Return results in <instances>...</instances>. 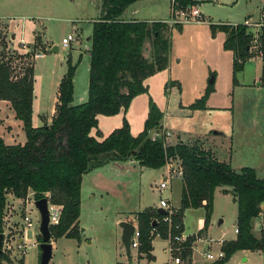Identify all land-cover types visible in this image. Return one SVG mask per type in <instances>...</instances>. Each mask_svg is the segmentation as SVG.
<instances>
[{"label": "rangeland", "instance_id": "obj_1", "mask_svg": "<svg viewBox=\"0 0 264 264\" xmlns=\"http://www.w3.org/2000/svg\"><path fill=\"white\" fill-rule=\"evenodd\" d=\"M197 2L186 13L198 8L202 13V22L210 20L213 24L218 23L216 25H232L243 23L245 19L259 24L262 21L264 0ZM100 5L99 0H0V39L7 44L3 51L28 55L33 59L37 52L42 54L34 60V123L38 124L51 116L56 100V86L65 74L69 58L72 65H75L73 103L87 101L88 37L93 23L100 16ZM139 7V18L171 19V0H141ZM259 29L249 27V31L257 36ZM11 31L16 40L10 39ZM203 31V26L201 28L197 23L183 25L182 31L177 28L170 30L169 64L172 73L164 75L165 81H161L162 76L149 80L150 84L146 82L149 85L148 93H145L147 104L150 97L157 107L164 108L165 129L170 132L169 136H165L166 142L196 144L210 151L217 160L228 163L235 172L241 167H249L259 178L264 179V86L258 85L261 61L259 58L246 61L243 70L235 73L236 83L233 85L232 54L223 50L222 35L210 37ZM68 35H73L76 40L64 48L61 45L62 39ZM35 38L42 44V48L36 47ZM55 47L57 49L53 52L52 48ZM148 49L147 43L143 50L147 57ZM211 79L213 83L209 84ZM205 86L212 89L211 96L205 102L206 109L190 110L189 105L203 95ZM0 110V136L8 144L24 142L25 133L13 113L2 106ZM4 121L8 126L2 125ZM18 123L19 127L16 126ZM11 130L13 138L7 134ZM163 133V129L153 128L149 136H162ZM110 164L84 175L80 239L77 241L60 237L53 241L48 264H146V261L137 260L136 249L131 251L133 260L126 257L117 217L122 212L137 211L143 206L159 203L157 187L165 176L164 170L141 168L136 162L130 161ZM169 165L178 169L176 161H171ZM171 181L173 187L177 188V177L172 176ZM219 189L213 192V213L207 226L210 248L206 252L212 254L218 250L217 241L222 233L228 237L234 236L236 218L230 199L220 194ZM166 192L162 195L165 196ZM5 199L4 221L7 230L4 234L7 248L2 252L9 262L2 264H20L21 252L17 244L23 236L22 218L24 214H29L38 219V212L31 206V201H35L31 192H28L24 201L14 198L11 193H7ZM184 213L185 225L190 232L203 230L202 209H188ZM27 234L28 238L40 243L39 226H35L34 230L28 229ZM194 236L204 234L197 233ZM164 246V241L155 238L153 249L156 259L150 264H165L169 259L168 253L164 255L161 249ZM194 248V259L201 261L199 253L203 249L202 244L197 243ZM27 252L22 264H39V248L33 247ZM230 259L228 264H264V251L245 252L242 258L237 255Z\"/></svg>", "mask_w": 264, "mask_h": 264}, {"label": "trees", "instance_id": "obj_2", "mask_svg": "<svg viewBox=\"0 0 264 264\" xmlns=\"http://www.w3.org/2000/svg\"><path fill=\"white\" fill-rule=\"evenodd\" d=\"M139 0H99L100 17L93 23L90 34L88 63V99L72 105L75 65L71 58L66 61V71L56 88L55 113L49 125L33 128L31 125L34 97V60L28 55L4 52L7 47L0 39V102H7L25 133L21 144L8 145L0 137V234L4 235L6 223L4 212L6 194L24 201L28 192L35 200L47 195L51 204L61 207L60 220L49 227L52 240L66 237L80 239V189L82 176L111 162L136 161L140 167L160 169L171 161L178 162L182 190L180 207L173 210L171 222L167 216L148 208L134 213L138 232V258L153 260L152 241L155 237L167 240L178 236L183 229L185 209L203 208L204 228L212 215L214 190L224 187V194H231L236 204L237 218L234 241L223 242L224 258L212 264H225L241 250L264 251V232L253 233V221L262 217L264 226V179L255 171L243 167L239 171L214 158L210 151L196 144L183 142L171 144L164 139L152 140L153 128H161L163 114L149 97L148 114L141 133L133 136L126 120L102 140L97 129L99 115L110 117L126 112L131 100L148 93L145 81L168 68L170 57L169 32L181 29V24L168 27L164 21H124L121 15L127 7ZM196 6L194 0H174V11L188 12ZM172 12V8H171ZM259 34L253 35L243 23L236 25H210L212 37L217 31L226 35L222 48L232 53L233 85L235 73L243 70L246 61L260 58V86H264V17ZM35 38L36 47L42 44ZM255 42V44L253 43ZM149 44L147 57L143 54ZM166 89V85L164 87ZM212 92L207 86L204 94L189 109H206L205 102ZM130 223L132 222L129 221ZM194 237L187 236L182 248V257L192 253ZM41 242V239H40ZM24 257L20 259L23 263ZM9 262L0 251V264Z\"/></svg>", "mask_w": 264, "mask_h": 264}, {"label": "crops", "instance_id": "obj_3", "mask_svg": "<svg viewBox=\"0 0 264 264\" xmlns=\"http://www.w3.org/2000/svg\"><path fill=\"white\" fill-rule=\"evenodd\" d=\"M94 2H96V1H98V0H93ZM195 2H196V4L198 3L197 2V0H194ZM141 3V0L140 1H137L136 3H134V4H132V5H130L129 7H127L126 9H125V11L123 12V14L121 15V19L122 20H124V21H141V22H143V21H148V22H157V21H164V20H154V19H147V18H139L138 17V14H139V4ZM197 10H198V8H197ZM199 11V10H198ZM200 12V14H201V16H202V13H201V11H199ZM100 17V16H99ZM98 17V18H99ZM263 17H264V7H263V9H262V16H261V19L263 20ZM97 18V19H98ZM170 18H172L171 17V12H170ZM97 19H96V21H97ZM13 20V19H12ZM171 20V19H170ZM169 20V21H170ZM244 21H248L247 19H245ZM164 22H167V21H164ZM249 23L251 22V21H248ZM198 24V26H201V28H202V26H203V29H204V33H207L208 35H210V37H211V34H210V30H209V26L210 25H216V24H218V23H212L210 20L209 21H207V22H200V23H198V22H196V23H194V22H190V23H184V24H182L181 26H183V25H185V24ZM251 23H257V22H251ZM261 23H262V21H261ZM221 24V23H220ZM238 24H241V23H238ZM227 25H229V24H227ZM232 25H236V24H232ZM231 25V26H232ZM12 31H13V29H12ZM10 32V39H11V36H13V39H15V35L13 34V32ZM180 31H182V27H181V29H180ZM222 35V38H223V42H224V40H225V37H226V35L225 34H223L222 32H220V31H217L216 33H215V35ZM36 37V36H35ZM16 40V39H15ZM88 40H89V42H90V37H88ZM223 42H222V45H223ZM22 43V42H21ZM24 46V45H23ZM52 49H54V48H52ZM57 49V48H56ZM228 52H230V51H228ZM87 53V52H86ZM232 54V53H231ZM260 59V58H259ZM231 65H232V55H231ZM262 69V68H261ZM172 73V66H171V64H169L168 65V68L167 69H165V70H162V72H160V73H157V74H155V75H153V76H151V77H149L146 81H145V83L147 82L148 83V81L149 80H153V79H155V78H157V77H162V80L161 81H165V79H166V76L164 77V75L166 74V73ZM169 73V74H170ZM211 73V72H210ZM64 75V74H63ZM62 78V77H61ZM260 78V77H259ZM61 80V79H60ZM59 80V81H60ZM258 81H259V79H258ZM59 83V82H58ZM148 84H150V82L148 83ZM148 84H146L147 85V87H149V85ZM258 85H259V83H258ZM58 86V85H57ZM57 86H56V88H57ZM171 86V85H170ZM172 87V86H171ZM170 87V89H172ZM205 88V90L207 89V86H205L204 87ZM205 90H204V92H205ZM56 91V90H55ZM204 94V93H203ZM56 96H57V91H56ZM202 96V95H201ZM210 96H211V94H210ZM209 96V97H210ZM146 99H147V94H142V95H139V96H136V97H134L132 100H131V102H130V104H129V108H128V110L124 113V112H120L119 114H116V115H112V116H110V117H105V116H102V115H99L98 117H97V126H98V128L97 129H93L92 131H91V133H90V135L93 137H96V132L97 131H99V133H100V139H98V140H102L103 138H105V137H107L109 134H111V132L114 130V129H117V128H119V127H121L122 125V121L125 119L126 120V122H127V124L130 126V133L133 135V136H136V135H138L139 133H141L142 131H143V129H144V122H145V120H146V117H147V114H148V104H147V101H146ZM149 99V98H148ZM81 102H78V103H76V102H72V105H76V104H80ZM55 104H56V100H55V103H54V105H53V111H52V113H51V116L49 117V119H47L46 120V118H44V120L42 121V122H38V124L37 123H34V107H35V105L33 104V102H32V110H33V113H32V118H31V125H32V127L33 128H39L40 126H42V125H44V124H46V125H49L50 124V122H51V119H52V117H53V115H54V113H55V109H54V106H55ZM0 106H2L5 110H8L10 113H13V111L10 109V106H9V104L7 103V102H0ZM161 110V112L164 110V108H162V107H160V106H158ZM182 107V106H181ZM186 106H183V108H185ZM207 107V106H206ZM205 110V109H204ZM204 110H199V111H204ZM162 114H163V112H162ZM13 115H14V113H13ZM39 116H42V115H39ZM104 118V119H103ZM0 121H1V110H0ZM102 122V123H101ZM20 123V122H19ZM19 123L18 124H16V126L17 127H19ZM4 124H6L5 123V121L3 122V124L2 125H4ZM100 124H103L102 126H104V129L105 130H103V127L102 126H100ZM161 128L160 129H163V131L164 132H168L169 133V135H170V132L168 131V130H166L165 129V124H164V118H162V120H161ZM7 126H8V124H6ZM10 133H12V130L10 131V132H8L7 131V134L8 135H11ZM12 136V135H11ZM1 137V136H0ZM2 138V137H1ZM12 138H13V136H12ZM2 140H3V142L4 143H7L5 140H4V138H2ZM23 143V142H22ZM22 143H17V144H21L22 145ZM171 143V142H170ZM8 144V143H7ZM13 144H16V143H13ZM13 144H8V145H13ZM171 144H176V143H171ZM131 163H133V162H136V161H133V160H129ZM112 163H117V162H111V164ZM127 163V162H126ZM137 163V162H136ZM110 164V165H111ZM138 164V163H137ZM108 165V164H107ZM107 165H105V166H107ZM141 168H143V167H141ZM241 168H243V167H241ZM240 168V169H241ZM249 168V167H248ZM97 169V168H96ZM96 169H94V170H96ZM98 169H100V168H98ZM172 169H174L173 167H171L169 164H167V165H165V167H162V168H160V169H155V170H164V173H165V175L168 173V172H170V171H172ZM239 169V170H240ZM252 169V168H251ZM94 170L93 171H91V172H94ZM86 175V174H85ZM83 177H84V175L82 176V183H81V189H80V211L82 210V202H83V197H82V195H83V182H84V179H83ZM163 177H164V175H163ZM177 179L179 180V185H178V187L177 188H174L173 187V184L171 183L172 181H170V185H169V189L167 190V192L165 193V196H163L162 194H160V197L159 198H164V199H167L168 200V203H169V206H170V208H172L173 210H177V209H179V207H180V201H181V190H182V180H181V177H177ZM220 189H219V193L220 194H222L224 197H228L229 199H230V201H231V204L233 205V208H234V211H235V213H236V218H237V211H236V204L234 203V201H233V197H232V195L231 194H224L223 192H222V190L224 189V187H219ZM31 194H32V192H31ZM18 201V200H17ZM213 201H214V199H213ZM158 205H159V203H156V204H153V205H148V206H143L142 207V209H140V210H137V211H129V212H122V213H120V215H118V217H117V223H121V222H129V221H131L132 220V224L134 225V227H136V225H135V220H134V213H136V212H141V211H143L144 209H148V208H154V209H157L158 208ZM188 209H191V208H188ZM188 209H185V211H187ZM201 209V208H200ZM202 210H203V208H202ZM261 210H263L264 211V203H262L261 204ZM184 211V212H185ZM212 211H213V206H212ZM203 212H204V210H203ZM213 213V212H212ZM204 214H205V212H204ZM80 215V214H79ZM81 216V215H80ZM184 218H185V213H184ZM236 218H235V222H234V226H233V228H234V236L233 237H228L225 233H222V236H221V238H220V240H218L217 241V243H218V245H217V247H218V250L216 251V252H218L219 250H221V244L223 243V242H230V241H234L235 239H236V236H237V233L235 232V224H236ZM255 220H256V222L257 223H255L254 224V222H255ZM254 221H253V228H254V230H253V233H254V235L255 236H259L260 235V231L261 230H263V232H264V226H263V224H262V217H258V218H256ZM203 222H204V220H203ZM130 223V222H129ZM79 225H80V218H79ZM119 225V224H118ZM183 229L185 230V234L187 235V236H192V235H194V234H197V233H203L204 234V237L206 238V240H207V237H208V230H207V227L206 228H203V230L202 231H199V232H197V233H193V232H190L187 228H186V225H185V221H184V219H183ZM119 232H120V234H121V236H122V232H121V228H119ZM66 238V237H65ZM155 238H159V237H155ZM155 238H154V240H155ZM159 239H161V238H159ZM154 240L152 241V243H151V245H152V249H153V243H154ZM162 241H164L165 242V246L164 247H162L161 249H162V251H163V253H164V255L165 254H167L166 253V250H167V246H168V241H166V240H163V239H161ZM53 241H55V240H52L51 239V244H52V246H53ZM209 242V241H208ZM167 243V244H166ZM197 244V243H196ZM196 244H193V246H192V253H191V255H190V258L188 259V263L187 264H212V262H210V261H208L203 255L205 254V253H207L206 252V249H208V248H210L209 246H210V242H209V245L208 246H205V244L203 243L202 244V247H203V249H201V251H200V253H199V255H200V259H201V261H199V260H197V259H194V251H195V249L196 248H194L195 246H196ZM260 251H262V250H260ZM245 252H251V251H246V250H241V251H238L237 253H235L234 255H232L230 258H232L233 256H239L240 258H242V254L243 253H245ZM255 252V251H254ZM136 258H137V260L138 261H146V264H150V262H154L155 261V259H156V255H155V253H154V249L152 250V252H151V254H152V256H153V260L152 261H150V262H147V260L144 258V256H142L141 258H138V253H137V249H136ZM229 258V260L225 263V264H228V262L231 260ZM131 260H133V255H131ZM208 261V262H207ZM24 262V261H23ZM7 263V262H6ZM2 264V263H1ZM165 264H169V259H167L166 260V262H165Z\"/></svg>", "mask_w": 264, "mask_h": 264}, {"label": "built area", "instance_id": "obj_4", "mask_svg": "<svg viewBox=\"0 0 264 264\" xmlns=\"http://www.w3.org/2000/svg\"><path fill=\"white\" fill-rule=\"evenodd\" d=\"M171 8H172V12H171V20L167 21L166 23L168 25H170L171 27L173 25H179V24H184V23H190V22H202L203 21V17L201 16L200 12L196 9L193 11H190L189 14L186 13L185 11L182 10H178V11H174V0H171ZM243 24L246 27H250L252 26L254 29L255 28H260L262 26V24L257 23H249L248 21H244ZM76 38H74V36L72 35H68L67 37L62 39V47L64 48H68L70 43H72L73 41H75ZM42 54L40 53H36L34 55V58L36 59L37 57H41ZM165 136H169L168 132H164L162 134V136L158 135V134H153L151 139L155 140L159 137H163L165 138ZM181 172L179 171V169H172V171L168 172L163 179L161 180V182L159 183L157 190L160 194H162L163 192H165L166 190L169 189V185H170V181L172 180V176L174 177H180ZM44 198H47V209H48V216H49V227L50 226H55L59 223L60 220V213H61V207L59 206H55L53 204H51L50 199L47 197V195L44 196ZM36 201V200H35ZM34 200H32L31 202V206L35 208L34 206ZM158 208L162 209L163 211L166 212L167 216L165 217L164 221L166 222H171V215L173 214L172 208H170L168 200L164 199V198H160L159 200V205ZM28 209V208H27ZM30 211V210H29ZM22 223H23V228H22V240L17 244V248L19 250V252H21V258L25 257V254H27L28 250L33 248V247H38V243L32 238H28V234H27V230H34L35 226H39L40 224V216L38 215V219H34L31 216H29V214H24L23 218H22ZM7 230V229H6ZM21 232V231H20ZM134 233L131 236L130 239V250L132 251V249H137V247L139 246V241H138V232L136 231V227L134 228ZM235 232L237 233V229L235 230ZM11 234V232H9ZM34 237V236H33ZM158 237V236H157ZM193 242L191 243V248L193 246V244L196 243H200V244H205V246L209 245V242L206 240V238L204 236H194ZM187 238V235L184 232H181L178 236H175L174 238H171L170 236L168 237V239L166 241H168V246H167V250L166 253H168L169 255V264H187L188 263V259L190 258V256H187L185 258L182 257V248L179 247V245L181 243H184L185 240ZM7 248V243H6V235H3V239H2V243H1V248L0 251L2 252L3 250H5ZM208 261L210 262H216V261H221L222 258H224V252L222 250H219L218 252H216V254H212V253H205L203 255ZM20 258V259H21Z\"/></svg>", "mask_w": 264, "mask_h": 264}, {"label": "water", "instance_id": "obj_5", "mask_svg": "<svg viewBox=\"0 0 264 264\" xmlns=\"http://www.w3.org/2000/svg\"><path fill=\"white\" fill-rule=\"evenodd\" d=\"M13 39V36H11ZM56 47L52 49L55 52ZM213 83V79L209 81V84ZM47 198L41 197V199L36 200L34 202L35 209L40 216V224H39V234L41 235V242L38 245L39 251L41 252L39 264H48L51 256H52V244H51V234H49V216L47 209ZM157 213L161 215H166V212L160 208H157ZM119 227L121 228L122 236H121V244L123 246V250H125L126 257L131 259V250H130V239L132 234L134 233V225L129 222H121L119 223ZM3 235L0 234V248L2 243Z\"/></svg>", "mask_w": 264, "mask_h": 264}]
</instances>
